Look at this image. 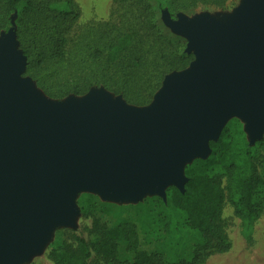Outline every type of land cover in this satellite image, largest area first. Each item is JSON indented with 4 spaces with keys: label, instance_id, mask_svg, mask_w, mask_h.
Segmentation results:
<instances>
[{
    "label": "water",
    "instance_id": "1",
    "mask_svg": "<svg viewBox=\"0 0 264 264\" xmlns=\"http://www.w3.org/2000/svg\"><path fill=\"white\" fill-rule=\"evenodd\" d=\"M164 21L194 61L168 75L146 107L105 92L53 104L24 77L15 32L0 38V264L36 252L75 211L78 191L132 200L183 191L185 162L211 153L233 116L246 122L251 145L262 139L264 0H242L225 23L167 12Z\"/></svg>",
    "mask_w": 264,
    "mask_h": 264
},
{
    "label": "trees",
    "instance_id": "2",
    "mask_svg": "<svg viewBox=\"0 0 264 264\" xmlns=\"http://www.w3.org/2000/svg\"><path fill=\"white\" fill-rule=\"evenodd\" d=\"M233 1L113 0L108 20L81 24L76 0H0V33L15 32L26 59L23 75L48 98L59 101L103 88L129 105L146 107L168 75L194 61L193 54L163 33L156 5L181 13L199 7L225 10ZM210 148L206 160L187 168L184 190L172 186L167 191L196 244L173 257L161 245L147 244L156 218L143 202L111 205L122 210L114 225L94 218L89 239L65 241L49 257L55 264H205L232 249L224 219L227 205L250 241L264 212V138L253 146L241 127H227ZM173 220L166 213L160 221L167 233ZM121 242L134 253L133 260L119 258Z\"/></svg>",
    "mask_w": 264,
    "mask_h": 264
},
{
    "label": "rangeland",
    "instance_id": "3",
    "mask_svg": "<svg viewBox=\"0 0 264 264\" xmlns=\"http://www.w3.org/2000/svg\"><path fill=\"white\" fill-rule=\"evenodd\" d=\"M76 1L79 4L81 10V24H86L93 21H105L108 20L111 15L113 0ZM155 1L159 3L160 0ZM241 1L242 0H234L225 10L199 7L181 13H174L168 6H165V8H160L156 5V10L158 11L157 24L168 38L179 42L178 44L180 45L182 51L187 53V40L174 34L173 31L165 24V12L170 14L172 20H178V15L180 14L186 15L189 18L210 15L217 21L225 23L232 17L234 10L240 6ZM9 32L10 30L1 32L0 38ZM12 34L15 36L14 33ZM179 72L182 71L173 73ZM35 88L47 101L53 104H65L69 101H80L90 93L97 94L105 92L106 95L113 100L120 98L119 96H115L103 88H99L91 90L84 96H70L63 100L57 101L48 98L41 90H39L37 87ZM227 127L232 129L235 127H241L248 142L250 143V134L247 131V124L243 119L233 116L227 120L223 131ZM263 138L264 135L262 139ZM262 139L256 141L252 145L254 146L257 142L262 141ZM210 155L211 153L203 158L196 157L186 161L184 164V176L187 178L186 170L189 166H192L198 160H206ZM261 172L264 173V162L261 167ZM168 189L169 187L165 189V196H162L154 191L145 194L139 200L127 198L109 199L91 191L76 192L73 197L75 211L69 216L68 221L55 224L51 232L40 245L39 249L20 264H55V262L49 257L50 252L53 249H59L62 247V244L65 241L68 243L74 242L75 237L89 239L91 237L90 231L94 218L101 219L109 226L115 224L117 221V215L120 214L122 210L112 207L111 205L117 207L130 206L138 205L139 203L143 202H148L149 211L156 218L154 226L149 230L147 244L157 247L158 245H161L162 248L167 251L170 257L176 256L178 250H181L182 247H185L187 244L194 245L197 241L193 236H191V234L185 231V218L181 216L180 213L169 202L167 197ZM124 211L126 212V210ZM166 213L170 214L172 218H174L170 233L165 231L164 225L160 222ZM224 219L226 222L227 233L232 243V249L225 254H216L210 257L205 264H264V212L262 217L255 224L254 233L250 241L245 240L243 237L241 221L234 215L233 209L229 205H227L225 209ZM118 255L122 261L133 260L134 258V253L129 250L128 245L125 242L120 243Z\"/></svg>",
    "mask_w": 264,
    "mask_h": 264
},
{
    "label": "bare ground",
    "instance_id": "4",
    "mask_svg": "<svg viewBox=\"0 0 264 264\" xmlns=\"http://www.w3.org/2000/svg\"><path fill=\"white\" fill-rule=\"evenodd\" d=\"M31 93H32L34 96H37V93L35 92L34 89H31Z\"/></svg>",
    "mask_w": 264,
    "mask_h": 264
},
{
    "label": "crops",
    "instance_id": "5",
    "mask_svg": "<svg viewBox=\"0 0 264 264\" xmlns=\"http://www.w3.org/2000/svg\"><path fill=\"white\" fill-rule=\"evenodd\" d=\"M102 9V8H101Z\"/></svg>",
    "mask_w": 264,
    "mask_h": 264
}]
</instances>
